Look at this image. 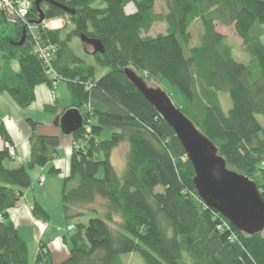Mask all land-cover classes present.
Wrapping results in <instances>:
<instances>
[{
  "label": "trees",
  "instance_id": "16d2710c",
  "mask_svg": "<svg viewBox=\"0 0 264 264\" xmlns=\"http://www.w3.org/2000/svg\"><path fill=\"white\" fill-rule=\"evenodd\" d=\"M54 1L75 13L42 3L45 20L65 21L62 29L47 30L36 24L34 3L28 23L36 41L28 26L0 15V92L27 109L40 85L54 88L63 81L71 109L84 119L71 135L70 173L61 191L67 229L72 226L63 239L70 244L69 255L61 264H126L124 255L134 254L143 264H264V230L251 236L239 232L199 197L183 145L126 72L147 84L176 86L186 102L179 110L217 146L228 169L258 185L264 200V126L258 120L264 117V0H160L165 13L157 11L159 0ZM133 1L137 11L130 14L126 6ZM197 22L199 38L193 31ZM156 24L165 25L166 32L151 35ZM216 24L234 28L249 63L237 61L234 46ZM24 32L26 41L16 45ZM81 36L104 48L103 54L90 53L82 42L93 66L71 46ZM36 42L53 49L50 66L34 53ZM51 69L60 79L50 76ZM98 70L107 72L99 77ZM223 93L233 103L228 114L220 101ZM28 123L30 158L10 168L15 157L5 144L14 142L0 118L5 142L0 147V264H54L46 243L39 245L36 260L30 259L10 216L34 185L30 172L52 163L61 143L59 136L38 134L36 121ZM107 127L114 132L104 139ZM120 145L128 148L122 174L112 162ZM32 216L49 218L36 202Z\"/></svg>",
  "mask_w": 264,
  "mask_h": 264
},
{
  "label": "water",
  "instance_id": "95a60500",
  "mask_svg": "<svg viewBox=\"0 0 264 264\" xmlns=\"http://www.w3.org/2000/svg\"><path fill=\"white\" fill-rule=\"evenodd\" d=\"M39 19L36 24L45 21L41 10L42 3L61 7L68 14L75 12L55 3L54 0H35ZM16 45L22 46L27 39L23 33ZM80 41L93 48L95 53H104L102 44L81 36ZM131 82L139 89L147 101L161 114L166 124L174 130L183 145L188 160L195 169L194 185L199 197L210 207L219 212L240 232L251 236L264 230V200L258 185L250 178L228 169L226 161L219 154L218 148L203 134L176 105L161 87H150L134 72L126 71ZM84 125V119L77 109H70L58 119V126L63 135H72Z\"/></svg>",
  "mask_w": 264,
  "mask_h": 264
},
{
  "label": "crops",
  "instance_id": "0c3cea01",
  "mask_svg": "<svg viewBox=\"0 0 264 264\" xmlns=\"http://www.w3.org/2000/svg\"><path fill=\"white\" fill-rule=\"evenodd\" d=\"M220 25L216 24L217 31L218 26ZM154 26L152 27V31L155 29ZM221 26L224 28H232L234 30L232 26ZM165 32L166 30L164 33ZM1 98L4 97L0 92V99ZM35 98L36 100L31 105V107H29L28 112L24 111V109H19L15 105L16 103L12 104L14 102H9L7 99L6 106L7 102H9L8 106H0V118L3 121L4 127L11 137L12 142H14L16 152L18 154L17 158H15V162L9 164V167L15 168L22 166V164H27V161L30 158L31 145L29 140L32 136V130L29 127L28 121L32 118V120L40 124L37 128L38 134L59 136L61 143L58 148V154L52 163L44 166V168H37L33 170V172L38 171L36 172L37 175L33 182L34 185L25 192L23 200H21L18 207L11 212L10 216L13 224L19 229L21 237L25 240V242H27L30 252V259L33 262L36 260L35 257L39 249L38 246L42 243H46L52 250L54 264H61L67 259L69 255V247L63 240L64 237H66L64 235L65 232L63 231V225H66V221L65 216L63 215V206L61 204V191L63 187V180L70 173V160L73 153L72 148L74 139L71 137V135H63L61 129L58 126V119L66 110H70L72 108V101L67 84L64 87L59 83H57L54 88H50L47 85H40L36 89ZM32 111L33 113H37V116L40 118L41 115L47 116L46 121L49 119L47 122L49 125L34 119L33 115H30ZM4 144L5 142H3L0 136V147H3ZM52 168H55L59 171V174L62 175V179L57 177L56 172H51ZM45 171H48V173H51V175L50 178L49 175H46L45 185L41 186L40 188L38 181L39 178L43 176ZM35 202L41 205V207L48 214L49 218L46 222L32 216V204ZM61 226L63 227L61 228L62 232L59 230Z\"/></svg>",
  "mask_w": 264,
  "mask_h": 264
},
{
  "label": "rangeland",
  "instance_id": "374dc122",
  "mask_svg": "<svg viewBox=\"0 0 264 264\" xmlns=\"http://www.w3.org/2000/svg\"><path fill=\"white\" fill-rule=\"evenodd\" d=\"M156 7H157V11L158 12H162V13L166 12V6H164V4L160 0L157 2V6ZM126 11L128 13H130V14H133L135 11H137L136 4H135L134 1L129 3V4H127ZM43 23H44V21H43ZM154 28L155 29L153 31V34L151 33V35H153V36L158 34V33H164V31L166 30V28L162 24H156L154 26ZM193 31H194V36L199 38V35L202 33V26H201L200 22H197V23L194 24ZM218 31L220 33H222L224 36H226L229 39L230 44L232 46H234V48H235L234 56L236 57L237 61L239 63H242V64L249 63L250 62V57L247 56L244 51H242L241 40L235 34L234 30L232 28L231 29L230 28H224V27H222L220 25V26H218ZM263 45H264V39H263ZM71 46H72L73 50L75 51V53H77L78 56L83 58L84 61L87 64L92 65V66L96 64L95 63V59L92 56H90V55H88L86 53V51L82 47V42H80L79 39H74L72 44H71ZM86 49L90 53L93 52V48H91L89 46H86ZM12 67H14V69L16 71H18L19 68H20V66H18V62L17 61H13L12 62ZM105 71L107 72V70H100L99 73H98L99 77H102L105 74L104 73ZM59 84L61 86H64V87L66 85L63 81L59 82ZM148 85L150 87H154V88L161 87V89L168 94V96L171 98L172 102L176 105V107L178 109H181V108H183L186 105V102H185V100L183 98L182 92H180L176 86H173L172 84L167 83V82H164L162 84L153 83L152 82V83H148ZM1 95H3V97H4V98L0 99V106L1 107H3V106L7 107L9 102H14L7 93H1ZM6 99H7V101H9V102H7V106H6ZM220 101H221V103L223 105V111H225L226 114H228L230 112V110L232 109V107H233V103H232V100H231L229 94L228 93L221 94L220 95ZM12 104H15V102L12 103ZM21 109H24V111L28 112L29 108H27V109L26 108H21ZM30 115H33L34 119H37L40 122H44L46 124L49 121V119H47L48 121H46L47 116L41 115V118H40L39 116H37V113H35V112L33 113V111L31 112ZM258 120H260L262 125L264 126V117L258 116ZM47 125H49V124H47ZM29 127H30V125H29ZM48 127H50V126H48ZM113 132H114V130H112V128L107 127V129L103 133V138L107 139L110 136V134H112ZM127 150H128V148L126 147V145H120V146H118V148L114 151V153L112 155L113 166L115 167V169L120 174H122L124 172L125 167H126V158H125V156H126V151ZM17 156H18V154L15 156V158H17ZM36 172H38V171H35L33 173L30 172L33 182H34V180L36 178V175H37ZM46 175H49V178H50L51 173H48V171H45L43 176L40 177L39 179H44L46 181ZM56 175H57L58 178L62 179V175L61 174L56 173ZM45 181L42 183L43 185L39 184V181H38V184L40 185V188H41V186L45 185ZM31 211H32V209H31ZM34 218H36V217H34ZM63 227L61 226L59 228V230L61 231V228H63V231L65 232L64 235H65V234L68 233V229H67L66 225H63ZM68 243H70V242H68ZM69 247H70V244H69ZM38 248H39V246H38ZM124 259L126 261V264H143L141 258L137 254L124 255Z\"/></svg>",
  "mask_w": 264,
  "mask_h": 264
},
{
  "label": "built area",
  "instance_id": "2783aa9c",
  "mask_svg": "<svg viewBox=\"0 0 264 264\" xmlns=\"http://www.w3.org/2000/svg\"><path fill=\"white\" fill-rule=\"evenodd\" d=\"M35 2V0H0V15H6L8 19L13 23L18 22L28 26L30 34L34 36L33 38L36 41L37 36L36 34H34L33 24L28 23V17ZM41 25L44 29L58 31L65 26V21L62 18L48 19L45 20ZM34 53L38 55L45 64L50 66V62L53 57V49L51 47L48 48L36 42ZM49 74L50 76H54L60 79L52 69L50 70ZM5 147L8 148L10 156L15 157L17 155L15 145L5 144ZM44 181V179H39V184L43 185L42 183ZM71 229L72 226L68 228V230ZM234 238L235 237H233V239Z\"/></svg>",
  "mask_w": 264,
  "mask_h": 264
}]
</instances>
